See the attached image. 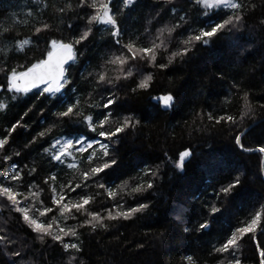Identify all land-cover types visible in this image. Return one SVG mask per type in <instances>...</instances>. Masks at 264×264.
<instances>
[{"label": "trees", "instance_id": "trees-1", "mask_svg": "<svg viewBox=\"0 0 264 264\" xmlns=\"http://www.w3.org/2000/svg\"><path fill=\"white\" fill-rule=\"evenodd\" d=\"M69 2L73 8L60 13L58 9ZM238 2L245 5L246 14L238 32L213 38L207 47L196 45L183 62L177 58L166 69L141 62L139 70L133 68L134 78L123 80L124 87L116 90L120 98L116 122H121L124 116L134 117V127L125 129L119 134V139L111 144L115 150L113 155L120 162V167L108 178L114 184L116 198L113 200L105 189L96 187L92 180L87 182L89 187L77 189V192L93 196V201L86 208L98 211L105 217L107 208H112L115 214L113 206L116 202L123 204L122 211L135 207L137 203H147L149 207L127 220L105 219L106 228L97 227L95 231L87 226L78 228V240L65 237V242L81 245L80 253L74 250L65 252L50 239L41 243L19 213L0 207V235L13 241L9 244L0 242V264L13 259L16 264H68L69 257L73 255L77 257L74 264H189L187 255L199 257L200 264H219L220 260L225 259V254L215 253L213 246H218L235 227L264 205V154L242 151L234 141L235 135L249 128L242 136L245 148L255 149L264 144V108L261 107L264 105V24H261L264 20V0ZM174 3L178 11L183 10L180 15L187 13L188 24L185 27L189 32L202 26L206 20L203 9L198 13L192 0H174ZM75 4L76 0H40L39 3L34 0H0L2 66H28L46 54L47 40L57 38L69 42L78 36L84 29L87 17L85 11L75 7ZM111 7L113 11L123 9L119 19L122 21L121 27L128 29L129 34L143 35L147 29L155 37L157 29L179 22L173 18L169 11L171 5L166 0H137L128 8H123L120 0H113ZM30 9L32 15L28 14ZM87 11L91 12V9ZM209 12L212 19L219 20L229 10L211 9ZM42 22L50 24L51 29L43 31L37 39L33 32L35 27L42 26ZM69 24L74 27L69 29ZM187 35L182 29H177L171 37L165 33L168 50L161 51L158 62L167 63L170 53L182 47L179 41ZM29 38L32 43L25 45L24 52H17L15 45L18 41ZM108 40L104 26L93 25L89 37L76 45L77 59L70 71L71 88L83 94L88 103L102 104L105 102L102 97L110 94L99 88L94 91L91 77L87 76L86 71L92 70L90 65L98 63L102 49L108 50L105 45ZM149 74L153 77L150 87L132 92L131 89L136 88L137 83ZM3 75L0 72V83L3 82ZM245 92L249 93L253 113L244 116L241 121L240 117L246 111ZM88 93L92 95L88 96ZM169 93L174 96L170 108L165 109L162 103L152 99ZM12 95L0 89V101L7 105L0 110V138L7 136L11 125L20 120V126L8 136L9 143L0 150V171L10 172L8 165L13 162L22 168L27 165L19 190L27 195V185L34 181L44 189L37 198V204L42 199L46 206L55 207L50 200L49 185L52 182L45 185V177L57 173L58 183L72 182L74 187L75 183H81L80 173L88 165L81 162L79 171L68 169L66 164L51 162L50 155L44 153L43 149L48 148L55 138L71 131L67 126L53 127L44 137H37L35 143L29 144L37 133L51 125L54 119L52 113L56 108L43 97L38 98V89L18 95L16 100L11 99ZM84 110L88 114L87 105ZM92 111L106 110L101 107ZM210 111L216 118L232 115L237 118V123L232 125L225 121L215 124L207 117ZM135 120H139V123L136 124ZM106 127L114 130L115 124L110 122ZM80 131L85 129L81 127ZM186 148H190L193 155L186 160L181 171L175 164L179 152ZM16 152L20 155L16 156ZM5 155H10L11 160L5 162ZM157 166L159 175L154 180V187L143 195L133 193L132 189L138 183L151 179H141V169L156 171ZM32 167L37 171L31 176L26 175ZM237 176L244 182L241 195L227 204L222 215L217 214L211 228L202 235L197 231L198 224L208 219L206 204L217 203L213 192ZM75 196L76 193H71L69 198ZM18 198L23 201V197ZM178 205L183 209L182 222L176 219ZM217 206L223 208L224 205L217 203ZM52 215L58 216V213L49 214ZM76 216V219L67 220V226H76L86 219L83 214ZM185 227L189 228L188 232H184ZM13 251H20L22 258L12 257ZM238 255L243 264H259V251L247 237L241 242Z\"/></svg>", "mask_w": 264, "mask_h": 264}, {"label": "snow or ice", "instance_id": "snow-or-ice-1", "mask_svg": "<svg viewBox=\"0 0 264 264\" xmlns=\"http://www.w3.org/2000/svg\"><path fill=\"white\" fill-rule=\"evenodd\" d=\"M34 2L39 3L40 0H34ZM120 2L123 8H128L134 5L137 0H120ZM166 2L171 5L169 11L173 14V18L179 22L157 29V35L153 37L152 33L147 29L143 35H140L136 33L129 34L128 29L122 28V21L119 17L123 9L117 8L113 11L111 7L113 0H90V2L89 0H76L75 7L85 11L87 17L84 29L79 32L78 36L73 37L69 42L57 38L47 40L44 50L46 54L43 55V58L31 62L28 66L18 65L6 68L2 66L3 62L0 61V72L4 74L0 89L6 93H13L11 96L12 100H16L18 95H26L32 92L33 89H38V98L43 97L56 108V111L52 113L54 119L51 125L45 131L37 133V136L33 137L29 144L35 143L37 137H44L53 127L62 128L67 126L71 131L68 134L62 133L58 138H55L48 148L43 149L44 153L50 155L51 162L59 165L66 164L68 169L79 171L81 162H86L88 165L87 169L80 173L81 183H75L74 187L72 182L67 184L58 183L57 173H52L49 177H45V185H49V181L52 182L49 185L50 200L55 207L46 206L42 199L37 204V198L41 196L44 189L36 185L34 181L27 185V195L19 190L25 175L24 168L27 165L22 168L18 163L13 162L8 165L11 169L10 172L0 171V207H7L9 210L19 213L23 222L36 234V238L41 243L50 239L53 243H58L65 252L74 250L75 253H80L82 251L81 245L79 243L65 242V237H74L78 240V228L87 226L91 227L93 231L97 227L106 228L105 219L109 221L121 218L127 220L133 214L149 207L147 203H137L135 207H129L127 210L122 211L123 204L116 202L113 206L115 214H113L112 208H107V216L105 217L98 211H89L86 208L93 201V196L81 195L80 192H77V189L83 190L89 187L90 185L87 182L92 180L96 187L105 189L109 197H112L113 200L116 198L117 193L113 192L114 184L108 178L112 172L120 167V162L113 155L115 150L111 148V144L114 140L119 139V134L123 133L125 129L134 127V117L131 115L124 116L119 123L116 122V119L119 118L117 110L120 107V98L116 94V90L124 87L123 80L134 78L133 68L139 70L138 66L141 62L151 64L160 69H166L177 58L183 62L184 58L195 49L196 45L207 47L213 38L238 32L242 22L246 19L245 5L238 2V0H192L198 13L201 9L204 10L203 15L206 20L202 22L201 27L192 29L189 32L188 28L185 27L188 24L187 13L180 15V11L183 10L178 11L174 0H166ZM45 7H47V4H45ZM252 7L255 8V5ZM72 8L73 4L69 2L65 7L59 8L58 11L64 13ZM88 9H91V12H88ZM211 9H228L229 12L224 13L219 20H215L211 18L212 14L209 12ZM28 14L32 15L31 9ZM77 19H79L78 14ZM261 24H264V20L261 21ZM93 25H103L109 36V40L105 42L108 50L104 51L102 49L98 63L89 66L92 70H86L87 76L91 77L90 83L94 86V91L99 88L104 92L110 93L108 96L102 97L105 101L102 104L99 102L88 103L83 94L79 93L76 88H71L72 81L70 80L71 66L76 63L77 59L76 45H80L89 37L93 32ZM73 27L71 24L68 25L69 29ZM50 29V24L42 22L41 27H35L33 36L39 39L43 31ZM177 29H182L183 32L188 33L185 39L179 41L182 47H177L175 51L170 53L167 63L158 62L157 57L161 54V51L168 50L164 39L165 33H167L168 37H171ZM125 37H127L126 41ZM157 40H159V43H157ZM31 43L32 40L30 38L19 40L15 45V50L24 52L25 45H30ZM18 68H22V70H18ZM110 73H113V75H110ZM82 78H84L83 74ZM152 79L151 74L147 75L131 91L135 93L138 90H147ZM41 86L43 87L41 88ZM237 87L239 86L237 85ZM87 95L91 96L92 93ZM152 99L162 103L165 109L171 107L174 103V96L171 93L160 97H152ZM243 99L246 111L240 117L241 121L244 116L253 113L248 92L244 93ZM85 105L89 109L88 114H85ZM6 107L7 105L0 101V110H4ZM101 107L106 111H92ZM261 107L264 108V105H261ZM41 111L43 112V109ZM24 115L26 116L27 112ZM207 117L210 121H214L215 124L225 121L232 125L237 123V118L232 115H221L216 118L210 111L207 113ZM23 118L22 116L21 120ZM110 122L115 124L114 130L111 127H106L110 125ZM135 123L138 124L139 120H135ZM18 126H20V120L11 125L7 130V136L0 138V150L5 149V145L9 143L8 136H11ZM81 127L85 131L81 132ZM243 135L244 133H240L234 136L237 147L242 151H255L264 154V144L255 149L245 148L242 143ZM15 155L19 156L20 153L16 152ZM192 155L193 152L190 148L180 151L175 167L182 171L186 160L190 159ZM11 158L10 155H5L3 160L8 162ZM69 160L70 162L66 163ZM36 171L37 169L32 167L26 175L31 176ZM141 172L143 173L141 179L147 177H151V179H147L144 183H138L132 189V192L143 195L145 191L154 187V180L159 175V166H157L156 171L149 168L141 169ZM243 187L244 182L237 176L214 191L213 197L217 203L224 206L222 208L217 206V203L206 204L208 219L198 224L197 231L202 235L207 233L211 228L212 221L217 218V214H223L227 209V204H230L236 197L241 195ZM33 188L38 190L33 191ZM71 193H76V196L70 199ZM18 197H23V201ZM182 211V207L178 205L176 208L177 221L182 222ZM53 212L58 213V216H49ZM76 214H83L86 219L76 226H67V220L76 219ZM62 221L64 226H62ZM188 231L189 228L185 227L184 232ZM246 237L254 243L255 248L259 251V264H264V239H261L264 238V205H261L258 211H254V214L247 220L241 222L240 226L235 227L234 231L218 246H213L215 253L225 254V259L220 260L219 264H243L238 253L240 244L245 241ZM0 242L9 244L13 241L10 237L0 235ZM11 256L22 258L20 251L11 252ZM186 259L189 264H200L199 257L194 258V255H187ZM76 260L77 257L75 255L70 256L68 264H74ZM3 264H16V261L14 259L4 261Z\"/></svg>", "mask_w": 264, "mask_h": 264}, {"label": "water", "instance_id": "water-1", "mask_svg": "<svg viewBox=\"0 0 264 264\" xmlns=\"http://www.w3.org/2000/svg\"><path fill=\"white\" fill-rule=\"evenodd\" d=\"M41 87H43V86H41ZM247 130H249V128H247L246 130H244L243 133H245ZM263 164H264V158H263Z\"/></svg>", "mask_w": 264, "mask_h": 264}]
</instances>
